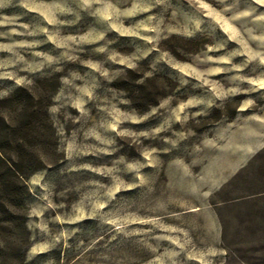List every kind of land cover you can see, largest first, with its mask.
Wrapping results in <instances>:
<instances>
[{
    "label": "rangeland",
    "instance_id": "1",
    "mask_svg": "<svg viewBox=\"0 0 264 264\" xmlns=\"http://www.w3.org/2000/svg\"><path fill=\"white\" fill-rule=\"evenodd\" d=\"M262 85L264 0H0V264H264Z\"/></svg>",
    "mask_w": 264,
    "mask_h": 264
},
{
    "label": "trees",
    "instance_id": "2",
    "mask_svg": "<svg viewBox=\"0 0 264 264\" xmlns=\"http://www.w3.org/2000/svg\"><path fill=\"white\" fill-rule=\"evenodd\" d=\"M13 141V140H11ZM9 143V142H8ZM13 147H20V144L14 143ZM2 145L0 144V195L6 199L11 196L14 197L15 204H22L23 194L26 193L25 181L34 171L44 166V162L37 159L36 165L28 170L30 160L25 159L22 155L15 157L10 155H1ZM0 196V207L8 214L14 213V208L5 206ZM10 264H23V257L21 256L17 262Z\"/></svg>",
    "mask_w": 264,
    "mask_h": 264
},
{
    "label": "snow or ice",
    "instance_id": "3",
    "mask_svg": "<svg viewBox=\"0 0 264 264\" xmlns=\"http://www.w3.org/2000/svg\"><path fill=\"white\" fill-rule=\"evenodd\" d=\"M262 86H264V85H262Z\"/></svg>",
    "mask_w": 264,
    "mask_h": 264
}]
</instances>
